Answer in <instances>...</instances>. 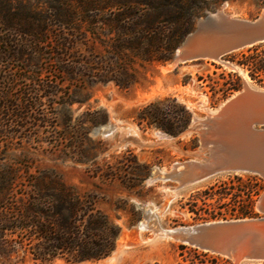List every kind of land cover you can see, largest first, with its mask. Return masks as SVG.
<instances>
[{
    "label": "trees",
    "instance_id": "1",
    "mask_svg": "<svg viewBox=\"0 0 264 264\" xmlns=\"http://www.w3.org/2000/svg\"><path fill=\"white\" fill-rule=\"evenodd\" d=\"M43 1L46 6L38 9L0 0V138L5 141L30 126L39 130L48 124L38 98L58 96L61 83L74 84L77 90L110 82L128 89L137 82L138 67L170 62L210 0ZM250 51L237 65L264 86V51L257 52L258 47ZM44 65L46 70L56 67L47 81L42 79ZM229 78L220 88L222 100L241 87L237 75ZM192 117L184 105L165 99L142 108L135 121L141 128L178 137ZM106 121L104 111L85 113L83 124L88 127L75 133L87 141L90 130ZM62 140L69 141L68 151L77 149L68 130ZM80 153L87 155L83 148ZM31 169H25L26 179L19 184L20 171L0 168V255L18 257L22 252V259L41 264L58 259L81 264L110 256L121 229L97 209L96 199L68 185L57 169L35 168L34 173ZM94 175L114 177L111 171L96 170ZM250 179L244 186L236 177L237 186L218 190L221 198L231 195L234 203H239L240 193H247L240 219L252 218V198L262 189L256 178ZM7 200L10 204L3 206ZM179 249L194 255L185 258L189 264H218L217 258L209 260L197 249L184 245Z\"/></svg>",
    "mask_w": 264,
    "mask_h": 264
},
{
    "label": "rangeland",
    "instance_id": "2",
    "mask_svg": "<svg viewBox=\"0 0 264 264\" xmlns=\"http://www.w3.org/2000/svg\"><path fill=\"white\" fill-rule=\"evenodd\" d=\"M17 1L38 9L46 6L43 0ZM220 11L232 19L255 21L264 11V0H223L219 3L210 0L196 19L194 29L207 15ZM256 47L257 52L264 51V44H258L232 52L220 61L200 60L177 65L168 62L146 69L138 67L137 82L128 89H120L110 82L77 90L74 84L61 83L58 96L38 98L40 110L48 119L45 127L35 130L30 126L26 132H20L8 141L0 138V168L11 167L20 171L19 184L26 179L27 167L32 168L31 173L35 168L57 169L63 173L68 185L80 194L96 199L97 209L120 227L119 236L135 233L140 223H146L147 227L140 236L130 240L127 248L113 260L108 261L117 253V243L114 254L98 262L81 264H189L185 258H194V255L181 252L179 246L184 244L161 235V230L174 231L206 223L241 220L239 209L246 205L247 193H240L239 203H234L231 195L224 198L218 195L219 187L237 186L236 177L244 186L249 185L250 178H256L262 189L252 198L250 214L252 218L262 216L256 204L264 191V176L223 171L193 184H185L184 180L188 163L204 164L213 148L203 145L207 131L203 123L208 116L216 115L224 103L242 91L244 85L264 91L263 85L251 80L248 70L237 65L242 55H251L249 50ZM43 68L46 70L47 67L44 65ZM55 68L49 66L42 79L51 78L49 73ZM15 70L16 66L12 72ZM229 75H237L241 87L222 100L220 88L231 79ZM165 99L184 105L193 115L189 128L178 137L155 128H141L135 121L142 108ZM70 101V106L64 105ZM96 111H104L107 121L92 128L86 141L75 132L88 127L83 124V114ZM261 128L255 127L256 130ZM66 130L71 132L72 142L77 147L74 151H68L69 141L62 140ZM219 137L215 135L207 141H219ZM82 148L87 155H81ZM96 170L111 171L114 177L104 180L94 175ZM9 204L7 200L3 206ZM3 240H9V237ZM197 250L199 254L207 253L209 260L217 258L218 264H234L228 257ZM0 264L41 263L22 259L20 252L18 257L0 255ZM50 264L70 263L58 259ZM237 264H264V261Z\"/></svg>",
    "mask_w": 264,
    "mask_h": 264
},
{
    "label": "water",
    "instance_id": "3",
    "mask_svg": "<svg viewBox=\"0 0 264 264\" xmlns=\"http://www.w3.org/2000/svg\"><path fill=\"white\" fill-rule=\"evenodd\" d=\"M213 15L200 20L185 37L170 61L172 64L220 61L232 52L264 44V11L255 21L217 18ZM238 94L224 103L216 116L224 122L221 131L225 133L218 141L221 145L215 140L209 141V144L204 140V147L217 146V149L209 150V158L204 164L188 163L189 169L195 167L199 172L195 180H205L223 171L264 176V91L247 89L244 85ZM256 126L263 128L256 130ZM256 208L262 216L206 223L196 228H182L174 233L184 245L228 257L234 264L264 261V191Z\"/></svg>",
    "mask_w": 264,
    "mask_h": 264
},
{
    "label": "bare ground",
    "instance_id": "4",
    "mask_svg": "<svg viewBox=\"0 0 264 264\" xmlns=\"http://www.w3.org/2000/svg\"><path fill=\"white\" fill-rule=\"evenodd\" d=\"M213 17H224V18H226V19H232V18H230V17H228V16H226L224 13H222L221 11L220 12H218L217 14H215V16L213 15ZM172 65H176V64H172ZM247 89L249 88L248 86L246 87ZM250 89V88H249ZM239 94H237V95H235L233 98H235V97H237ZM232 98V99H233ZM224 106V105H223ZM222 106V107H223ZM219 112V111H218ZM218 112L216 113V115H214V116H208V118H207V120H206V122H204L203 123V125H205L206 127H207V131L205 132V143H207V144H209L210 142L209 141H207V139H210L211 137H213V136H217V135H219V136H221V135H223V133H225V132H223V131H221L222 130V128H223V126H224V122H221V121H219V119L218 118H216V116H217V114H218ZM209 142V143H208ZM217 142V144L218 145H221L218 141H216ZM204 145V144H203ZM217 149V146H213V148L211 149V151H214V150H216ZM193 164V163H192ZM197 176H199V172H198V170H196V168L195 167H193V168H191V169H189V166L187 167V172L185 173V175H184V180L186 181V183L185 184H193V183H195V182H198V181H200L199 179H197V180H195V177H197ZM195 181V182H194ZM149 216V215H148ZM151 218V217H150ZM147 219V218H146ZM148 223V222H147ZM146 223L145 222H143V223H140L139 225H138V227L137 228H135L136 230H135V233L134 232H131V233H129V234H126V235H121L120 236V238H119V240H118V242H117V253L115 254V255H113L110 259H108V261H111V260H113L115 257H116V255L119 253V252H121L124 248H127V246H128V242L130 241V240H133L134 239V237H139L140 236V234H141V232H143L145 229H146ZM193 228H196V227H193ZM184 229V228H183ZM182 229H177V230H174V231H163V230H161V235H163V236H166V237H169V238H172V239H177V240H181L174 232L175 231H181ZM131 244V243H130ZM131 246V245H130ZM130 248V247H129ZM115 251V252H116ZM114 252V253H115ZM113 253V254H114ZM238 263V262H237ZM236 263V264H237Z\"/></svg>",
    "mask_w": 264,
    "mask_h": 264
}]
</instances>
